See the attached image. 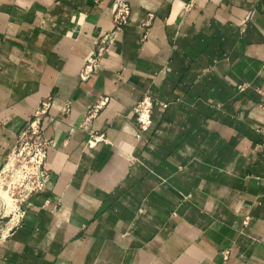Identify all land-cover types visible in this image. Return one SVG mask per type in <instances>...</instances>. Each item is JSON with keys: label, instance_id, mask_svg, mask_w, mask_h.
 <instances>
[{"label": "crops", "instance_id": "obj_1", "mask_svg": "<svg viewBox=\"0 0 264 264\" xmlns=\"http://www.w3.org/2000/svg\"><path fill=\"white\" fill-rule=\"evenodd\" d=\"M128 1L83 80L115 0H0V170L46 98L52 140L0 264H264V0Z\"/></svg>", "mask_w": 264, "mask_h": 264}, {"label": "built area", "instance_id": "obj_2", "mask_svg": "<svg viewBox=\"0 0 264 264\" xmlns=\"http://www.w3.org/2000/svg\"><path fill=\"white\" fill-rule=\"evenodd\" d=\"M131 6L128 0H115L114 24L115 30L101 37L97 48L90 52L81 69L80 77L87 80L94 74L99 63L109 48L113 34L123 28L130 21ZM152 17V14H150ZM109 98L100 96L86 113L88 122L105 106ZM51 107V98L44 99L34 110L33 114L25 121L18 132L15 143L7 155L2 171L11 172L7 193L9 200L0 199L3 210H8L9 219L0 210V236L8 232L12 225L18 222L25 214L22 204L32 194L44 190L49 184L51 174L47 168L48 150L52 140L45 136L43 120ZM68 109V108H67ZM154 102L150 95L141 98L133 110L140 129L139 136L147 131L153 123ZM107 136L102 132L89 130L87 145L92 147L99 142H107Z\"/></svg>", "mask_w": 264, "mask_h": 264}, {"label": "rangeland", "instance_id": "obj_3", "mask_svg": "<svg viewBox=\"0 0 264 264\" xmlns=\"http://www.w3.org/2000/svg\"><path fill=\"white\" fill-rule=\"evenodd\" d=\"M11 175V172H8L7 171H2V168L0 170V197L1 195H7V189H8V184H9V181L11 179L10 177ZM0 210L2 212L3 215H5L4 219L7 221L10 217L8 215V210H3L1 204H0ZM12 225V223L10 224Z\"/></svg>", "mask_w": 264, "mask_h": 264}, {"label": "bare ground", "instance_id": "obj_4", "mask_svg": "<svg viewBox=\"0 0 264 264\" xmlns=\"http://www.w3.org/2000/svg\"><path fill=\"white\" fill-rule=\"evenodd\" d=\"M0 199L9 200V194L7 193V195H1Z\"/></svg>", "mask_w": 264, "mask_h": 264}]
</instances>
